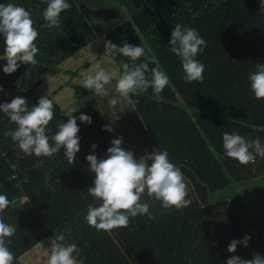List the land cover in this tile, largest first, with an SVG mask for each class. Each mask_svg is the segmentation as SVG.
I'll list each match as a JSON object with an SVG mask.
<instances>
[{
	"label": "trees",
	"instance_id": "16d2710c",
	"mask_svg": "<svg viewBox=\"0 0 264 264\" xmlns=\"http://www.w3.org/2000/svg\"><path fill=\"white\" fill-rule=\"evenodd\" d=\"M81 1L66 0L72 7L60 14V27L48 29L41 27L47 6L42 0H0V4L14 3L31 11L40 49L37 65L18 61L20 67L5 74V45L0 34V103L24 96L32 107L40 96L49 94L54 118L48 134L54 135L57 122L68 119L62 107L96 95L81 84L80 74L91 66L88 57L94 53L98 59L103 57L107 40L117 46H143L155 54L170 83L160 93V102L153 98L151 88L133 96L138 100L133 113L154 150L166 148L171 162L181 166L195 199L187 207L158 212L153 218L138 215L130 219L127 228L97 230L85 220L88 206L102 203L88 194L95 173L89 170L86 156L94 153L98 159L107 158L114 131L103 130L108 125L103 111L96 108L87 113L91 124L77 119L81 139L74 164L69 163L63 149L51 158L25 155L4 136L16 125L0 112V194L12 202L3 215L5 222L17 229L10 237L13 264H47L43 253L52 237L61 232L68 243L81 249V264H226L232 255L246 260L254 253L264 256V230L248 213L250 204L240 205L246 203L242 198L232 200L240 212L246 210L252 221L250 224L246 219L249 228L232 207L209 205L216 193L227 188L238 192L240 184L264 173V158L257 156L255 164H240L226 156L222 139L224 132H239L264 144V99L255 98L248 79L255 65L264 63V12L259 3L129 0L131 9L125 22L100 36L77 5ZM176 23L196 28L207 41L197 56L206 66L202 83H186L181 78L180 58L169 50ZM104 59L110 70H121L119 62L127 61L120 55ZM26 71L30 75H24ZM115 83L113 80L110 87ZM93 144L97 145L95 150ZM245 234L250 236L247 247L241 243L234 253L228 252L231 240H242Z\"/></svg>",
	"mask_w": 264,
	"mask_h": 264
},
{
	"label": "clouds",
	"instance_id": "9594fccd",
	"mask_svg": "<svg viewBox=\"0 0 264 264\" xmlns=\"http://www.w3.org/2000/svg\"><path fill=\"white\" fill-rule=\"evenodd\" d=\"M47 6L43 10V28H59L60 14L69 10L72 5L66 0H42ZM260 8L264 11V0H260ZM30 10L14 3L0 4V34L4 38V56L6 64L3 66L5 74L14 73L19 62L25 65H37L36 59L40 52L36 44L38 30L34 26ZM170 51L180 58L183 68L182 79L186 83L193 81L203 82L205 65L197 59L207 47V41L199 34L196 28L182 26L176 23L171 32L169 42ZM105 54L97 58L96 54L88 57L91 66L82 72V87L94 91L97 96L108 97L113 80L116 81L113 95L108 100L112 109L118 104L134 105L138 96L152 89L153 98L160 102L163 97L160 93L170 83L168 74L161 69L157 57L151 50L143 46L124 43L117 46L110 40L105 41ZM123 56L127 61L119 62V69L110 70L106 66L105 57ZM143 57L141 60L140 58ZM107 63H111L108 61ZM155 65V67H151ZM255 71L249 74L250 88L256 99H264V63L255 65ZM24 75H30L27 71ZM2 90V89H0ZM49 94L39 97L36 105L29 107L24 96H16L10 102L0 103V112L16 125V128L4 132L16 146L25 154L36 157H53L61 149L74 164L76 153L80 151L79 125L91 124L92 118L84 113L79 117L73 116L77 108L71 105L62 107L67 122H57L58 131L54 135L48 133V125L54 118L53 99ZM102 114V113H101ZM103 130L112 131L110 124L104 125ZM223 148L227 157L237 160L240 164H255L257 156L264 158V144L259 138L249 140L239 132L223 133ZM123 138H113L111 147L107 148V158L96 154H89L86 160L90 164L89 170L95 173L94 186L88 187V194L95 200L102 201L98 206L89 205L86 222L97 230L111 231L113 228H127L130 219L138 215H148L151 218L150 205L141 202V197L147 191L149 198L161 201V207L168 210L172 207L181 209L191 204L187 199L188 187L185 182L181 166L171 162L169 152L154 150L137 159L131 150L122 146ZM96 144L92 145L95 150ZM149 161L151 163L149 164ZM42 161H37L41 164ZM12 202L6 194H0V264H13L14 254L10 250L12 237L16 233V226L6 223L3 215L5 209ZM250 236L245 234L242 240L233 239L227 251L234 253L238 244L247 247ZM81 249L76 243H68L63 232L52 237L51 245L43 255L47 264H81L78 260ZM226 264H264V256L254 253L252 259H243L232 255Z\"/></svg>",
	"mask_w": 264,
	"mask_h": 264
},
{
	"label": "rangeland",
	"instance_id": "374dc122",
	"mask_svg": "<svg viewBox=\"0 0 264 264\" xmlns=\"http://www.w3.org/2000/svg\"><path fill=\"white\" fill-rule=\"evenodd\" d=\"M256 1L260 5V0ZM77 5H79L83 14L86 15L88 21L93 25L95 32L100 36L106 34L112 27L125 22L131 9L129 0H122L121 2H114L112 0H82L77 3ZM97 51L96 49L95 52ZM113 95H118L114 91V86L110 87V95L108 97L94 95L85 98L80 104L74 105L78 111L73 113V116L79 117L81 113L87 114L96 108H100L103 111L105 121L112 125L111 127L114 132H112L111 140L113 138L122 137V146L131 150L137 159L154 151V147L150 144L148 133L145 131L143 124L137 120L133 113V105L118 104L115 109H112L108 104V100ZM107 110L109 112H107ZM120 132H122V135L119 134ZM150 163L151 161H149V164ZM185 182L188 187V196L186 198L190 200L195 199L193 186L186 177ZM239 187L241 188L240 190L238 189V192L236 190L235 192L231 188H227L216 193L210 197L209 205L223 206L225 204L227 207H232L235 211L234 213L238 214L246 225L244 226L249 228L246 219L249 220L250 224H252V221L249 219L246 210L243 209V212H240L238 207L232 202L233 198L237 199V202H239V200L241 201L242 198L246 203L240 202V205L244 204V206H246L250 204L248 205V213L257 221L259 228L264 230V173L257 177L250 178L249 182L240 184ZM141 202L150 205L151 218L155 217L158 212H170L176 209L175 207L168 210L163 209L161 207L162 202L149 198L147 191L142 195ZM220 210H222V208H220ZM262 250H264V247H262Z\"/></svg>",
	"mask_w": 264,
	"mask_h": 264
}]
</instances>
